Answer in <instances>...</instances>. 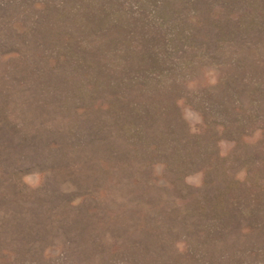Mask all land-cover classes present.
<instances>
[{"label":"rangeland","instance_id":"rangeland-1","mask_svg":"<svg viewBox=\"0 0 264 264\" xmlns=\"http://www.w3.org/2000/svg\"><path fill=\"white\" fill-rule=\"evenodd\" d=\"M0 264H264V0H0Z\"/></svg>","mask_w":264,"mask_h":264}]
</instances>
